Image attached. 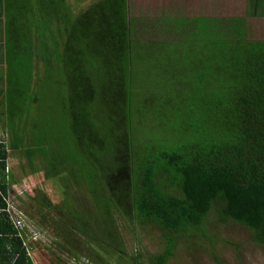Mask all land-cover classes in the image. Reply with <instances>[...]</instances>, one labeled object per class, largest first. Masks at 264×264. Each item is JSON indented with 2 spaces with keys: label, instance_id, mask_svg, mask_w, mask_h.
I'll return each instance as SVG.
<instances>
[{
  "label": "trees",
  "instance_id": "1",
  "mask_svg": "<svg viewBox=\"0 0 264 264\" xmlns=\"http://www.w3.org/2000/svg\"><path fill=\"white\" fill-rule=\"evenodd\" d=\"M37 4L7 0L1 14L0 47L11 60L0 76V104L21 102L13 92L22 83L11 76L19 74L12 60L22 51L48 73L55 63L46 51L58 53L66 91L59 130L25 139L15 128L14 139L0 137V264H35L25 228L20 232L6 211L14 194L11 154L24 155L31 173L44 170L61 192L58 203L43 190L34 196L56 216L52 230L62 255L51 252L54 264H68L64 254L107 264L127 256L120 221L143 232L158 228L165 238L147 259L128 255L133 264H168L179 239L205 233L209 218L236 221L264 245V40L246 38L245 18L211 26L199 17L192 34L178 41L186 53L170 59L167 42L154 46L136 35L129 0H96L79 15L68 0ZM33 10L44 12V32L33 25L32 34L16 33L17 20ZM171 63L167 78L163 69ZM148 69L157 73L161 92L141 103L137 81ZM170 80L184 83L182 90L168 92ZM0 127L6 128L1 119Z\"/></svg>",
  "mask_w": 264,
  "mask_h": 264
},
{
  "label": "rangeland",
  "instance_id": "2",
  "mask_svg": "<svg viewBox=\"0 0 264 264\" xmlns=\"http://www.w3.org/2000/svg\"><path fill=\"white\" fill-rule=\"evenodd\" d=\"M36 1L38 0H29L32 6ZM39 1H44L47 4L50 2V0ZM68 1L72 13L78 12V15L84 10L83 7L86 8L90 3L88 0ZM247 8L248 6L240 0H129L130 17L135 20L137 27L139 26L135 28L136 35L139 36L142 42H152L151 45L154 46H160L159 41L167 42L166 53H174V56H169L170 59H174L175 55L178 54L180 59L181 54L186 53L185 42L178 43V41L181 42L183 38L186 39L192 34L191 29L196 28L194 23L198 24L199 17L207 18L213 26L221 19L246 18V15L249 14L246 11ZM162 15L165 17H162L160 25L158 19ZM178 23L183 26L176 29ZM225 23L229 24L230 22ZM33 25L44 32L45 27L48 26L44 20V12L42 15V12L34 11V13L27 14L26 19H18L15 32L24 36L32 34L31 28ZM183 27L184 31L181 30ZM3 36L4 31H1L0 39ZM245 36L248 40H264V26L260 22H254L246 28ZM190 40H194V38H190ZM28 42L32 43L34 41L30 37ZM178 44H180V48ZM3 48L0 47V71L2 74L5 73L6 68H10L9 60H11L8 57L6 58ZM158 52L156 51V53ZM46 53H49L48 57L51 59V63H55L54 70L49 73L44 68L43 62H38V57L35 55L32 58L27 56L26 59L25 51L18 53L16 59L12 60V67H16L15 73L19 74L18 76H11V78L17 79L18 83H22V87H19L13 94L18 96L21 102L10 103L8 107L6 103L0 104V119L6 122V128L11 130L0 127V137L3 140L14 139V136H16L15 128L19 129L18 136L20 135L25 139H27L28 134L32 139H35L48 135L45 130L51 132L60 129L62 116L58 109V103H64L60 95L66 91V87L62 85L63 80L59 73L58 53L52 52V50L50 52L46 51ZM166 53H163V55ZM41 54L42 51L39 57ZM27 55L30 54L27 53ZM172 66L171 63L166 69H163V74L166 73L167 78L174 73ZM151 72L150 74L149 69L146 70L137 81L140 85L138 91L144 95L141 103H152L161 92V84L153 80L157 73ZM144 82H146V86H141ZM168 84H166L168 92L180 91L184 86V83L180 81L173 82L170 80ZM30 103L35 104L26 109V106ZM6 109L13 116H10ZM28 115L34 117V119H27ZM8 123H11V126ZM30 125L36 127V129H30ZM19 149L22 150L24 147L20 146ZM9 166L15 179L11 187L12 192L15 194V196L12 195L17 207L25 213L27 212L26 214L33 219L37 218L41 225V227H38L34 224L32 218L26 216L25 231L29 236L31 257L35 264H54L51 259V252L56 251L62 255L55 237V235L58 236V233L52 230V226H58V223L51 219L56 216L50 214L45 206L39 205L34 196L37 191L43 190L51 202L58 203L61 198L58 185L54 183L53 179L45 178L44 170L31 173L28 160L24 155L11 154ZM135 226L137 227L136 224ZM120 229L126 242L127 256L139 255L142 259H147L149 256L161 251L165 246V238H163L162 231L158 228L148 227L143 232L139 227L135 229L131 224L120 221ZM204 230L205 233H197L198 235L195 234L186 241H184L185 239H179L168 264H264V245L253 240L252 233L246 226L233 220L213 223V220L209 218L204 225ZM214 254L218 257V261ZM63 256L68 264H107L105 262L90 261L82 255H79L78 259L66 254ZM127 256H113L110 264H133ZM145 261L148 262V260Z\"/></svg>",
  "mask_w": 264,
  "mask_h": 264
},
{
  "label": "crops",
  "instance_id": "3",
  "mask_svg": "<svg viewBox=\"0 0 264 264\" xmlns=\"http://www.w3.org/2000/svg\"><path fill=\"white\" fill-rule=\"evenodd\" d=\"M93 1H96V0H88V2H90L88 5H90ZM240 1L244 5L248 6L246 11H248L249 14L246 15V18H245V21L247 22L248 26L250 27L254 22H260L261 25L264 26V0H240ZM6 3H7V0H0V17H1V14L3 13V10H5V8H6ZM37 3H39V0L36 1L35 6L40 5ZM2 17L4 18V16H2ZM162 17H165V16L162 15L158 19V23L160 25H161L160 22H162ZM210 24H211V22H210ZM1 74L2 73L0 71V76H1Z\"/></svg>",
  "mask_w": 264,
  "mask_h": 264
},
{
  "label": "built area",
  "instance_id": "4",
  "mask_svg": "<svg viewBox=\"0 0 264 264\" xmlns=\"http://www.w3.org/2000/svg\"><path fill=\"white\" fill-rule=\"evenodd\" d=\"M10 196L7 198L8 205H7L6 211L9 213L10 219L14 223L15 227L20 232H22L24 228L26 229V222H25L26 215H25V212L21 208L17 207L13 196L11 194ZM21 235L27 236L29 238L26 231H25V234H21Z\"/></svg>",
  "mask_w": 264,
  "mask_h": 264
},
{
  "label": "bare ground",
  "instance_id": "5",
  "mask_svg": "<svg viewBox=\"0 0 264 264\" xmlns=\"http://www.w3.org/2000/svg\"><path fill=\"white\" fill-rule=\"evenodd\" d=\"M17 205V204H16Z\"/></svg>",
  "mask_w": 264,
  "mask_h": 264
}]
</instances>
